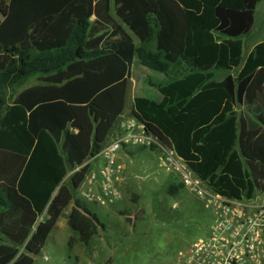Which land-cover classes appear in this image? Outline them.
Segmentation results:
<instances>
[{
  "label": "trees",
  "instance_id": "obj_1",
  "mask_svg": "<svg viewBox=\"0 0 264 264\" xmlns=\"http://www.w3.org/2000/svg\"><path fill=\"white\" fill-rule=\"evenodd\" d=\"M259 2L0 0V264H34L52 232L35 225L59 210L52 197L64 182L76 240L105 230L74 200L89 167L69 129L71 107L133 69L137 121L158 131L195 178L231 200L264 195V42L242 58ZM216 71L227 75L217 80ZM31 79L7 102L6 92ZM99 149L93 144L89 157ZM184 189L178 181L168 195ZM200 204L203 231L211 215ZM27 241L31 256L21 251Z\"/></svg>",
  "mask_w": 264,
  "mask_h": 264
},
{
  "label": "rangeland",
  "instance_id": "obj_2",
  "mask_svg": "<svg viewBox=\"0 0 264 264\" xmlns=\"http://www.w3.org/2000/svg\"><path fill=\"white\" fill-rule=\"evenodd\" d=\"M261 42H264V0L257 4L252 30L243 38V61ZM215 74L217 80L227 75L222 71ZM34 84L35 79H31L14 92H6L7 102ZM148 131L155 138L153 130L148 127ZM119 163L123 166L118 178L122 199L114 210L125 215L116 216L112 224H107L104 213L98 211L105 230L89 243H79L67 225L66 209L73 208V201L70 187L64 182L52 197L59 210L51 216L44 213L35 225V228L51 226L52 232L34 264H175L178 252L202 233V205L187 189L180 192V197L168 195V185L178 183L179 179L160 168L155 154L141 149H135L133 155L125 151L119 156ZM174 197L179 200L176 209L172 207L176 203ZM72 237L75 239L70 242ZM33 250L29 241L21 249L30 256ZM42 256H47L48 261L44 262Z\"/></svg>",
  "mask_w": 264,
  "mask_h": 264
},
{
  "label": "built area",
  "instance_id": "obj_3",
  "mask_svg": "<svg viewBox=\"0 0 264 264\" xmlns=\"http://www.w3.org/2000/svg\"><path fill=\"white\" fill-rule=\"evenodd\" d=\"M119 129L110 144L85 159L83 166L89 170L75 190V201L97 216L102 211L110 224L116 218L114 206L122 199L118 178L123 166L119 155L140 148L153 149L151 153L157 156L160 168L174 173L211 215L202 233L178 252L175 264H264V195L248 200L221 197L195 178L174 150L154 138L143 123L127 121ZM42 260L47 262V256Z\"/></svg>",
  "mask_w": 264,
  "mask_h": 264
},
{
  "label": "crops",
  "instance_id": "obj_4",
  "mask_svg": "<svg viewBox=\"0 0 264 264\" xmlns=\"http://www.w3.org/2000/svg\"><path fill=\"white\" fill-rule=\"evenodd\" d=\"M133 73L134 69L131 72V76L98 94L87 106L71 107L74 121L69 129L74 137L79 155L83 160L89 156L93 144L100 148L110 144L117 137L123 122H139L137 120H140V118L133 107ZM78 111H81L78 113L79 116L77 114ZM153 130L155 138L164 140V137L158 131ZM134 151L132 150L131 153H134ZM142 159H144L143 156ZM124 199L125 197H123ZM71 210L72 207L71 209H66V214L69 215Z\"/></svg>",
  "mask_w": 264,
  "mask_h": 264
}]
</instances>
